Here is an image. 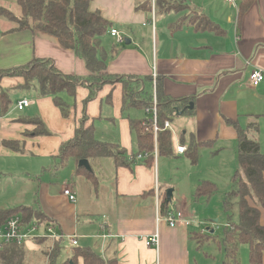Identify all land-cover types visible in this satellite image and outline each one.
<instances>
[{
  "label": "crops",
  "instance_id": "obj_1",
  "mask_svg": "<svg viewBox=\"0 0 264 264\" xmlns=\"http://www.w3.org/2000/svg\"><path fill=\"white\" fill-rule=\"evenodd\" d=\"M0 1L5 5L8 0ZM186 1L223 33L197 32L185 18L187 11L160 15L159 22L155 12L152 23L151 14L149 17L136 9L137 0H91L89 5L91 11H99L112 23L111 29L129 40V45L119 43L109 32L101 38L108 73L137 76L132 81L137 82L139 92L143 91L142 98L153 93V73L155 87L165 95L173 99L193 98V115H177L168 122L174 132V156L154 157L151 167L141 159L131 168L118 169L110 158L87 161L99 178L95 194L85 179L75 175L74 162L59 170L54 168L60 145L72 137L82 116L87 90L78 88L75 101L63 96L70 106L69 118L61 115L52 98L27 92V96L16 100L28 99L26 109L18 111L14 106L0 115V209L28 206L38 210L55 224V233L76 236L77 246L90 247L104 258L114 254L118 264H192L196 250L191 243L195 234L192 229L200 227L193 205L205 199L193 200L195 187L201 181H210L218 193L221 178L230 181L237 168L236 134L226 126L225 119L237 120L241 126L242 119H246V125L249 123V115L264 114V82L258 87L248 84L251 70H264V0H254L240 22L237 13L220 17V0L202 4ZM182 17L185 20L180 25ZM6 24V19L0 17V70L38 58L52 61L63 74L87 75L84 62L73 51L61 48L55 38L36 31L6 29ZM146 77H151V82L143 81ZM21 83L10 77L1 82L8 90ZM84 109L97 140L116 143L128 154L136 150L128 119L146 117L143 111H133L136 109L123 111L121 84L104 86ZM34 117L41 119L49 135H25L34 126L21 119ZM181 135L185 139L192 135L198 142L214 141L211 148L200 151L196 166L175 151L177 145L185 147L180 142ZM5 141L21 142L24 152L6 148ZM184 178L187 185L183 190L180 184ZM64 188L75 195V203L63 195ZM167 194L172 200L173 196L179 198L178 205L170 203ZM162 200L167 203L166 213L182 214V221L172 228L158 221V216H163L159 211ZM100 215L98 222L96 217ZM259 215L264 226L263 209H259ZM208 230L213 231L201 229L199 234L206 235ZM152 234H158V248L144 245ZM50 241H27L25 264H46ZM72 247L67 239H62L60 257L64 254L67 258ZM60 257L61 261L65 259Z\"/></svg>",
  "mask_w": 264,
  "mask_h": 264
},
{
  "label": "trees",
  "instance_id": "obj_2",
  "mask_svg": "<svg viewBox=\"0 0 264 264\" xmlns=\"http://www.w3.org/2000/svg\"><path fill=\"white\" fill-rule=\"evenodd\" d=\"M19 7L20 16L0 6V17L15 21L16 30L36 31L57 40L59 46L71 50L85 65L87 75L76 76L59 72L52 61L33 58L28 63L8 70H0V115H5L11 109L13 102L9 90L1 84L3 78H18L22 81L15 90L22 92H36L39 97H50L54 105L64 118L70 116V106L63 96L75 101L78 88L87 90V96L82 101V116L74 127L72 137L60 145L55 157V170L66 167L68 162H74L75 175L85 179L96 194L99 188V178L91 170L79 166L81 160L91 161L110 158L116 169L131 168L137 162L139 155H145L143 163L147 167L154 165V153L159 158L174 156L172 133L164 129V122H172L177 115L191 116L194 109L189 106L193 98L173 99L165 95L156 87V127L145 110L150 107L152 95L142 98L137 82L132 80L137 76L125 77L110 74L106 71L105 59L101 47V38L107 34L112 23L102 17L99 11H91V0H13ZM155 12L160 14L189 12L185 18L197 32L208 31L221 34L223 31L213 24L210 19L197 13L194 7L186 4V0H155ZM137 10L149 16L151 2L137 0ZM254 0H241L237 7V21L240 22L246 10ZM150 17V16H149ZM152 17V16H151ZM150 17V20H151ZM185 18L181 20L182 24ZM151 77L143 81L151 82ZM132 81V82H131ZM122 85V109H136L143 111L146 118L128 119L129 129L135 135L136 150L128 154L125 149L116 143L103 142L95 138L93 124L85 115V105L93 101L104 86ZM250 121L241 127L237 120L225 119V124L235 131L237 168L230 178V190L222 197V210L226 216V223L222 228L223 235L219 239L213 236L195 233L191 237L196 248L200 249L203 243L214 242L223 250L222 264H238V248L248 246V264H262L264 256V226L260 223L259 209L264 210V154L260 151V144L251 134L260 132L259 120L263 115H249ZM22 122L31 124L34 129L25 133L26 136H46L48 130L39 117L24 118ZM181 144L185 145L184 157L191 166L199 161L200 151L211 148L213 140L198 142L191 135L188 139L180 137ZM4 146L12 151L23 153L24 146L18 141H5ZM217 192V188L210 181H201L195 187L193 198H208ZM162 200L160 215L167 212V203ZM237 204V220L234 221L231 211ZM19 216L23 227L32 223L40 226H55L43 213L28 206H17L10 209H0V228L6 221ZM48 238H39L35 241L43 242ZM51 245L45 253L46 264H118L116 256L104 258L90 247L74 246L69 256L62 262L59 257L62 252V239L50 241ZM26 249L24 244H0V264H25Z\"/></svg>",
  "mask_w": 264,
  "mask_h": 264
},
{
  "label": "rangeland",
  "instance_id": "obj_3",
  "mask_svg": "<svg viewBox=\"0 0 264 264\" xmlns=\"http://www.w3.org/2000/svg\"><path fill=\"white\" fill-rule=\"evenodd\" d=\"M189 1H191V0H189ZM192 1L196 4H198V3L202 4V2H206V1L207 2H213L214 0H192ZM0 4L2 6L4 5V3H2V2ZM220 5H221V7L219 9H220V14H221L220 17L221 18L223 16H232L235 13H237L235 9H232V7H230L231 9L227 8L226 4L221 3ZM3 7L10 10L14 15L20 16L19 7L16 5V3L13 0H8L7 3H5V5ZM160 15H162L164 17V14H160L157 11L156 15H155L157 22H159V20H160ZM169 15L174 16L173 13H171ZM6 21H7V24L5 27L6 29L11 28V27L16 29L18 27V25L16 24L15 21H9L7 19H6ZM1 28L2 27H0V29ZM9 95H10V98L13 102V105L11 108H13L16 105V100L21 96H24V95L27 96V93L22 92V91H18L15 89H10ZM133 111H137V110H133ZM240 123H241V126L245 127L246 126V124H245L246 119L240 120ZM259 129H260V132L257 135H255V134H251V135H252V137H255L256 140L260 143V145H261L260 151L262 154H264V116L259 120ZM223 166L224 165H222V167ZM197 168H195V169H197ZM219 169H221V166H219ZM180 174H181V172H179L175 176L178 177ZM186 183H187L186 178L182 179L180 187L183 190L185 189V186L187 185ZM217 185L219 187V190H218V193H216V195H214L209 200L206 198L201 199L199 204L194 203V205H193L194 206V213H195V216L197 217L196 222H200V227L199 228L194 227L192 229V231H194L195 233H200L201 229H204V230L208 229V228L212 229L214 231V233H210V231L208 230L209 232L206 235L207 236L208 235L213 236L214 239H219L223 235L222 228L226 223V216L222 210V202H221L222 200L220 201V199H221V197L224 196V194H225L224 192L230 190V187H229L230 181H228L226 178H221V180L219 181V184H217ZM182 193H183V191H182ZM167 198H168L167 200H169V201L171 200L170 203L172 202V204L177 203L176 200L178 201V199H179V198L173 196V200H172V199H170L168 194H167ZM193 200H194V198H193ZM177 205H178V203H177ZM237 212H238L237 211V204L235 203L234 207L231 211L232 216H234V221H236L238 218ZM158 218H160L161 220L163 219L162 216H158ZM96 220L98 222H100L101 221V215L97 216ZM214 239L209 240L208 243H203L202 247L200 249H197L195 241L191 240L192 245L195 246V248H196V250H194V254H193L194 257L192 258V264H222L223 263L224 252H223V250L219 249V247L214 242ZM63 250H65V247L63 248ZM222 254H223V256H222ZM63 255L60 257V259L63 257L66 259V257ZM247 256H248V246L247 245H240L238 248V256H237L238 264H248ZM263 258H264V256H263ZM65 259H63V261ZM61 260H59V262H62ZM262 264H264V259H263Z\"/></svg>",
  "mask_w": 264,
  "mask_h": 264
},
{
  "label": "built area",
  "instance_id": "obj_4",
  "mask_svg": "<svg viewBox=\"0 0 264 264\" xmlns=\"http://www.w3.org/2000/svg\"><path fill=\"white\" fill-rule=\"evenodd\" d=\"M222 3L228 5L229 7H232L236 9L238 7V2L240 0H220ZM151 2V22L153 23L154 21V13H155V0H149ZM109 35L119 43H123L124 39L120 35L118 31L115 29H111L109 31ZM153 82H152V88H153V93H152V100H151V105L149 108L145 110V114L148 115L149 119H151L152 124H153V131L156 133L157 132V127H156V88H155V74L153 73ZM264 82V70L255 68L251 70L249 77H248V84L252 87H258L260 84ZM29 106V100L26 98H22L19 101L16 102L15 108L18 111H22L26 109ZM164 129H168L171 131L169 127V123L166 121L164 122ZM172 136L174 134L173 131H171ZM186 148L182 145H177L175 151L176 153L183 154L185 152ZM154 156L156 157V153H154ZM145 155H139L137 159H142L144 158ZM63 195L67 198V200L70 203H75L76 202V197L74 194L70 192L69 189L64 188L62 191ZM162 220L158 218V221H163L166 222L169 227H174L177 223L182 221L183 217L181 212H168L164 216H162ZM39 238H49L52 240H59V239H67L70 243L71 246H77V241H76V236L70 235V236H63L61 234L55 233V226H40L37 225L36 223H32L31 225L27 227H23L21 224V219L19 216H14L9 218L6 223L0 228V244L5 243V244H25L29 240H36ZM144 245L147 248H158V234H152L149 237H146L144 240Z\"/></svg>",
  "mask_w": 264,
  "mask_h": 264
},
{
  "label": "water",
  "instance_id": "obj_5",
  "mask_svg": "<svg viewBox=\"0 0 264 264\" xmlns=\"http://www.w3.org/2000/svg\"><path fill=\"white\" fill-rule=\"evenodd\" d=\"M124 44H125V45H129V40L125 39V40H124ZM190 108H192V103H191L190 106H189V109H190ZM79 166H84L87 170H90V169H89V166H88V163H87L86 160H81V161L79 162ZM212 233H213V231H212Z\"/></svg>",
  "mask_w": 264,
  "mask_h": 264
}]
</instances>
